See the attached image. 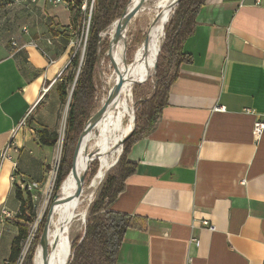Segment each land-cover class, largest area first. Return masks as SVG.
Segmentation results:
<instances>
[{"label":"crops","instance_id":"obj_1","mask_svg":"<svg viewBox=\"0 0 264 264\" xmlns=\"http://www.w3.org/2000/svg\"><path fill=\"white\" fill-rule=\"evenodd\" d=\"M51 30L72 34L66 3L21 0L0 19V150L13 142L0 163V264L18 233L10 175L43 182L61 153L35 134L66 123L55 85L74 37ZM183 50L191 60L109 205L135 223L115 264H263L264 127L253 126L264 122V0H204Z\"/></svg>","mask_w":264,"mask_h":264},{"label":"trees","instance_id":"obj_2","mask_svg":"<svg viewBox=\"0 0 264 264\" xmlns=\"http://www.w3.org/2000/svg\"><path fill=\"white\" fill-rule=\"evenodd\" d=\"M83 1L63 0L70 12L72 34L51 30L52 35L63 34L71 38L74 35L82 34L88 22L87 40L81 60L79 54L71 48L70 67L73 70H68L65 74L67 65L63 76L55 85L61 107L64 105L67 107V116L56 174L57 179L53 186L54 193L57 192L70 171L76 141L88 118L92 115L96 96L95 65L99 56L103 55L108 48L106 42H100V33L121 16L129 3V0H86L85 10H82ZM91 1L92 8L89 16ZM203 3L204 0H180L169 18L160 49L162 56H159L156 64L154 91L148 99L141 103L137 125L124 142V149L115 164L113 174L106 177L98 197L89 206L84 235L72 241L68 264L116 263L125 233L135 223L132 216L114 211L109 208V205L123 191L127 177L135 172V164L127 160L131 145L154 127L166 105L167 94L177 77L179 65L191 60V56L183 50V43L193 32L195 17ZM35 134L39 141L47 146H54L59 139L56 129L42 127L37 129ZM15 197L19 201L17 221L15 222L18 233L11 241L10 254L6 264L16 263L35 218L30 194L15 187ZM45 220L42 218L39 222V227L34 233L33 241L26 253L25 264L33 263V256Z\"/></svg>","mask_w":264,"mask_h":264},{"label":"bare ground","instance_id":"obj_3","mask_svg":"<svg viewBox=\"0 0 264 264\" xmlns=\"http://www.w3.org/2000/svg\"><path fill=\"white\" fill-rule=\"evenodd\" d=\"M137 1L138 0H129V7H132ZM174 1L175 0H151L148 2L146 0L137 13L129 20L127 25L131 23L140 12L144 11L150 19L147 46L145 47L143 44L138 49L135 56L136 59L133 62L127 64L122 59L118 52L117 45L112 48L111 60L119 73L116 74L115 81L113 84L111 83L110 89L119 77L123 78V85L93 128L82 138L76 155L75 172L69 173L57 190L56 201L52 204L48 220L47 264H68L71 255L70 246L73 239L81 231L83 223H85L87 206L92 202L94 193L100 185L102 177L105 176L106 170L112 165L107 162L105 156L106 154L117 151L112 162L118 158L120 142L132 128V83L135 76L144 70L148 61H152L159 52L164 27L171 13H173ZM114 26L115 23L111 25L110 33ZM108 92L102 95L100 106L105 102ZM124 121H126L125 124ZM95 158L100 160V167L98 166L97 173L88 183L82 184L81 192L76 195L77 177L87 171ZM59 159L60 156L51 164L48 175L43 181L42 190L45 191L54 185ZM37 247L39 251H37L34 264H43L40 246L37 245ZM23 257L24 251L22 246L15 264H18V261H22Z\"/></svg>","mask_w":264,"mask_h":264},{"label":"rangeland","instance_id":"obj_4","mask_svg":"<svg viewBox=\"0 0 264 264\" xmlns=\"http://www.w3.org/2000/svg\"><path fill=\"white\" fill-rule=\"evenodd\" d=\"M19 2L21 0H12L8 4L7 0H0V19L3 17V15L7 12V9L11 8L14 2ZM148 2L151 0H147ZM92 2L89 5V9L92 7ZM176 8V7H175ZM83 10V9H82ZM163 12V10H162ZM162 14V13H161ZM172 15V13H171ZM171 17V16H170ZM148 22V23H147ZM168 23V22H167ZM166 23V25H167ZM112 24V23H111ZM111 24L100 33V42H106L107 46L109 45V33H110V27ZM165 25V26H166ZM149 28H150V19L144 12H140L134 20L126 25L124 30V36L123 38L117 43V49L122 57V59L128 64L133 62L136 59V53L138 49L144 44V40L149 38ZM105 33V35H102ZM165 36V27L163 32V38L161 41L164 40ZM162 45V43H161ZM72 48L74 52L78 53L80 56V60L82 58V50H83V43L81 40V34L74 35ZM102 48V47H101ZM108 49V48H107ZM161 49V46H160ZM107 50L104 52L103 55L99 56V60L97 61L95 65V71H94V79H95V87H96V96L94 101V107L92 114L100 107V100L102 95L106 94L110 90L111 83L115 81V76L117 73H119L116 68L114 67V64L110 58L106 54ZM159 56H162V53L159 52L155 56V58L152 61H148L147 65L144 67V70L135 76L133 83H132V108H133V122H132V128L134 129L137 125V117L139 114V108L141 107V103L148 99L151 94L154 91V85H155V70H156V64L158 61ZM70 61L71 56L69 54V62H68V68L65 74L68 72V70L72 71L73 68L70 67ZM117 82V81H116ZM67 112V107L64 105L61 107V115L62 118L65 117ZM126 121H124V124ZM59 139H62L64 137V131L65 127L62 125L59 129ZM86 135V134H85ZM59 145V146H58ZM61 143L57 144V148L59 151H61ZM124 149V143L122 146H120V151L118 153L119 157L122 154V151ZM115 153V154H114ZM111 154H106V160L109 162L110 165L108 169L105 172V176L102 177L100 181V185L98 186L96 192L94 193V198L92 199V202L89 203L87 206V211L85 215V223L82 225L81 231L78 233V235L74 238L77 239L78 237L82 236V233L84 231V227L86 224V221L89 216V206L96 200L98 197L99 191L101 189V186L103 185L106 177L110 174H113L115 170L114 162H112L116 156V152ZM114 156V157H113ZM109 157V158H108ZM118 157V156H117ZM108 158V159H107ZM114 165V166H113ZM100 167V160L98 158H95L93 163L90 164L86 171L85 181L83 184H86L90 181V179L97 173L98 168ZM54 186V185H53ZM51 186L47 190H42L40 192L39 190H36V194H38V201L34 203V212H35V218L33 222L31 223V230L33 233L36 232L37 228L39 227V222L42 218H46L48 210L52 204L53 199L57 195V192L54 193V187ZM41 194V195H40ZM40 195V197H39ZM73 239V240H74ZM33 241V237L30 240V236L23 242V251H25V255L22 259V261H18V264H25V257L28 249L31 246V242ZM25 249V250H24ZM37 251H39L38 247L36 246L35 254L33 256V263L37 254ZM20 259V258H19Z\"/></svg>","mask_w":264,"mask_h":264},{"label":"water","instance_id":"obj_5","mask_svg":"<svg viewBox=\"0 0 264 264\" xmlns=\"http://www.w3.org/2000/svg\"><path fill=\"white\" fill-rule=\"evenodd\" d=\"M145 1L146 0H138L132 7H129V5H127L126 8L124 9L123 13L121 14V16L119 18H117L113 22V23H115V26L112 29V32L109 34V45H108V49H107V52H106V54L109 56V58H110V55L112 53V48L115 45H117V43L123 38L124 29H125L127 23L133 17V15L137 13V11L141 8V6L144 4ZM179 1L180 0H175L174 1L173 12L175 10V7L178 5ZM144 46L145 47L147 46V38L144 40ZM155 67L157 68V65ZM122 85H123V78L119 77L117 82L109 90L105 102L88 118L87 122L85 123V125H84V127H83L80 135L78 136L77 141H76L75 148H74L73 155H72V162H71V168H70L69 173H74L75 172L76 155H77L80 143L82 141V138L84 137V135L89 130H91L93 128V126L96 124L97 120L102 116V114L106 110V108L109 105V103L112 102L114 100V98L116 97V95L119 93ZM132 130H133V128H131L129 133L121 140L120 146H122L123 143L126 141V139L131 135ZM118 159H119V156L116 159V161L114 162V165L117 163ZM85 176H86V172H83L80 176L77 177V189L75 191L76 195H78L81 192L82 184L85 181ZM56 196L53 199L52 204L54 203V201H56ZM52 204H51V206H50V208L48 210V213H47V216H46V220H45V224H44V226L42 228V231H41V234H40V237H39V240H38V246H40L41 256L43 258V264H47L46 263V256H47V228H48V220H49V216H50V213H51ZM83 235H84V231L82 233V236ZM68 263H69V260H68Z\"/></svg>","mask_w":264,"mask_h":264},{"label":"built area","instance_id":"obj_6","mask_svg":"<svg viewBox=\"0 0 264 264\" xmlns=\"http://www.w3.org/2000/svg\"><path fill=\"white\" fill-rule=\"evenodd\" d=\"M49 1H51L53 3H61V2H63V0H49ZM85 6H86V0L83 1V4H82L81 8L83 10H85ZM91 8L89 9V16H90ZM87 30H88V22L86 24V27L84 29V32H82V34H81V40H82V43H83L82 54L84 52V48H85V44H86V40H87ZM103 34H105V33H103ZM217 108L223 109L222 107H218V106H217ZM29 113H30V110L19 121V123H18L19 126L26 125V121H27V117H28V114ZM263 127H264V122H261V121L255 122L254 123V126H253L254 133L257 134V135H259L261 133ZM62 141H63V138L62 139H58V141H57V144L58 143L59 144L61 143V145H60L61 148H62ZM12 151H13V142L12 141H9L0 150V163L3 160H6V159L7 160L8 159H12V155H11ZM59 156H61V153H59ZM14 171H16V164L13 165V172ZM56 179H57V177H55V182H56ZM10 182H11V184H12L13 187H18L20 190L29 193L33 205H34L35 202H37L38 194H36V190H39L40 192H42L43 182H28V181H25V180H16L15 173H13V174L10 175ZM2 213L5 214V215H7L8 217H12V214L9 213V212H7L6 209H4V208H2ZM209 228L210 229H213V226L209 225ZM28 235L30 236V240H31V238L34 236V233L32 232V230L29 231V234ZM194 242H195L196 245H198V241L197 240H194ZM24 255H25V251H24ZM5 264H6V262H5Z\"/></svg>","mask_w":264,"mask_h":264}]
</instances>
